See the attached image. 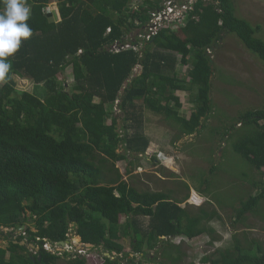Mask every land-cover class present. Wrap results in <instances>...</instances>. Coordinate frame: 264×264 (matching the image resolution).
<instances>
[{"label": "trees", "instance_id": "obj_1", "mask_svg": "<svg viewBox=\"0 0 264 264\" xmlns=\"http://www.w3.org/2000/svg\"><path fill=\"white\" fill-rule=\"evenodd\" d=\"M52 1L26 0L32 36L8 57L12 68L0 81V234L8 243L0 247V264H59L62 256L44 246L67 242L70 233L93 245L90 251L109 253L102 256L104 264L126 259V264H187L189 255L173 241L212 234L209 222L221 217L203 208L190 212L170 193L133 187L117 165L129 160L128 152H148L151 142L140 126L145 109L164 116L183 136L198 134L214 110L209 51L227 32L264 61L259 27L236 16L233 0H197L183 27H164L143 48L137 42L126 49L129 34L152 22L166 0H140L133 10L136 0H57L60 21L48 11ZM181 64L191 66L188 80L177 73ZM70 67L74 85L68 90L60 75ZM138 67L141 74L135 76ZM18 79L33 83L35 91L19 90ZM178 91L190 93V118L181 114ZM119 100L130 123L124 135L109 110ZM239 120L243 127H257L234 150L259 179L253 183L255 195L236 210L238 221L264 202V110L249 111ZM25 225L28 239L15 236ZM127 236L131 252L123 244ZM25 240L39 247V254L20 244ZM153 251L160 262L149 258ZM40 256L41 262L32 259ZM70 263L88 260L78 255ZM200 264H264V250L254 241L245 249L236 240L234 250L203 256Z\"/></svg>", "mask_w": 264, "mask_h": 264}, {"label": "rangeland", "instance_id": "obj_2", "mask_svg": "<svg viewBox=\"0 0 264 264\" xmlns=\"http://www.w3.org/2000/svg\"><path fill=\"white\" fill-rule=\"evenodd\" d=\"M170 1H173V5L167 6L179 13L187 8L184 6L187 2L192 6L194 0H166V4ZM233 2L236 16L247 20L255 29L259 27L257 37L264 41V0H233ZM56 4L57 0H53L49 9L56 10ZM139 4L140 0H136L130 8L136 9ZM173 14H175L173 18L177 17V19L172 20V16L163 15L159 18L158 24L173 26L176 30L178 27H183V21L186 22L184 18L176 16L178 15L176 13ZM153 26L154 17L144 29L129 34L126 46L132 47V43L138 42V46L143 48L154 35ZM222 38L219 44L209 51L214 65L211 92L214 110L208 119L204 120L200 132L193 136H183L180 128L167 121L164 116L145 109L140 126L151 142L150 148L145 155L135 156L128 152L129 160L117 165L123 175V181L145 192L149 190L166 192L178 200H183L191 191V187L201 189L206 194L208 201L203 199L199 201L196 198L193 203L198 204L193 205L188 202L183 206L196 214L199 212V207L204 205L203 210L209 213L216 212L221 219L214 218L209 222L212 234L190 241L183 238H176L173 241L175 245H181L189 255L185 259L187 264H200L203 256H212L217 251L234 250L236 240L245 249L250 248L254 241L264 250V202L257 211L247 214L240 221L237 220L236 210L239 209L240 203L255 195L256 188L253 183L259 179V175L234 150V145L243 135L257 128L239 125V117L249 111L264 110V61L249 51L237 35L226 32ZM190 69V65L182 64L176 68L180 77L186 79ZM139 74L141 67L134 71L135 76ZM60 80L66 84L68 90L73 87L72 67L60 75ZM17 82L19 90L35 91L33 83L20 79ZM177 96L183 106L181 114L190 118L194 108L190 93L178 91ZM138 103L141 105L140 102ZM119 106L115 104L114 107H109V110H112L119 131L124 135L127 132L125 128L130 123L124 119ZM233 125L234 128L231 130ZM132 131L133 129L129 132ZM179 135L183 137L177 139ZM124 151L123 148L119 150L120 153ZM129 170L131 173H128ZM185 185L190 186L189 191L185 189ZM120 220L123 224L127 222L126 217H121ZM142 222L148 224L149 220L142 218ZM25 226L26 229L23 231L16 230L15 236L24 235L28 227ZM29 226L35 231L32 224ZM131 237L133 239L132 235ZM131 237L127 236L123 240L127 252L132 250ZM68 241L69 244L61 247L62 252L58 251L62 253L59 264H72L70 260L78 256L84 248L86 251L82 256L87 258L88 264H104L103 251L87 250L88 247H84L81 239L73 233L69 234ZM7 246V241L0 234V247L6 249ZM56 247H51L50 251H56ZM30 251L34 252L32 249ZM65 252L69 254L68 257L64 255ZM153 254L150 253L149 258L153 259L156 256L157 261L160 262L158 253L153 251ZM139 257L141 259L142 256L134 257L136 263H140ZM127 260H123L122 264H126Z\"/></svg>", "mask_w": 264, "mask_h": 264}, {"label": "clouds", "instance_id": "obj_3", "mask_svg": "<svg viewBox=\"0 0 264 264\" xmlns=\"http://www.w3.org/2000/svg\"><path fill=\"white\" fill-rule=\"evenodd\" d=\"M2 3H3V9L2 11H0V81H5L12 68V65L8 57L12 56L20 49L22 40H27L32 36V29L27 23V21L30 19L31 10L30 7L27 5L26 0H2ZM167 5L168 4H166L165 2L164 6L166 7ZM57 7L58 5L56 4V10L55 9L50 10L48 8V11L54 12L57 16V20L60 21L61 20L60 13ZM136 47L138 48V45ZM129 48L131 47H127L126 49ZM115 104L120 105V100L117 101ZM161 156L164 157L165 155L161 154ZM46 242L47 243L45 244V246L47 244H50L52 248H54L55 246L59 247L58 244H60L57 243L56 245H52L48 241ZM61 243H66V242H61ZM66 245L67 244H65V246ZM65 246L61 245L60 248ZM83 246L90 248L89 246L86 245ZM45 250L47 249L45 248ZM84 250L86 251L85 248ZM51 253L58 254L60 256L62 255V253H58L57 250ZM79 255L82 256V254Z\"/></svg>", "mask_w": 264, "mask_h": 264}, {"label": "built area", "instance_id": "obj_4", "mask_svg": "<svg viewBox=\"0 0 264 264\" xmlns=\"http://www.w3.org/2000/svg\"><path fill=\"white\" fill-rule=\"evenodd\" d=\"M169 4V3H168ZM171 6V5H170ZM170 6H168V7H170ZM174 12V11H173ZM173 12H171V9H169V11L168 12H165V10H163V11H160V12H158V13H156V14H153V17H154V26L152 27L153 29H152V32H153V36H155L156 34H157V32L159 31V30H161L162 28H164V27H167V26H169V25H167V26H163V25H160V24H158L159 23V18H161L163 15H166L167 17L168 16H172V20H175V19H177V17H174L173 18V15H175V14H173ZM176 16H182V15H176ZM157 20V21H156ZM157 25H158V27H157ZM152 38V37H151ZM58 246H59V244H58ZM45 248L47 249V250H49L50 251V248H51V245L50 244H47L46 246H45ZM56 250L57 251H59V252H61V248L60 247H57L56 248ZM83 253H85V250H81L80 251V254H83Z\"/></svg>", "mask_w": 264, "mask_h": 264}, {"label": "crops", "instance_id": "obj_5", "mask_svg": "<svg viewBox=\"0 0 264 264\" xmlns=\"http://www.w3.org/2000/svg\"><path fill=\"white\" fill-rule=\"evenodd\" d=\"M192 192V194L190 195V193ZM199 200V201H202V199L205 201V200H209L207 197H206V194L203 192V190L201 191V189H194L191 187V191L189 192L188 195L185 196V198L182 200V207L183 208H186L184 207L183 205L190 202L191 204L193 205H196L198 203H193V200L196 199ZM192 206V205H191ZM204 206V205H203ZM202 207H199L198 210H200ZM188 209V208H187ZM189 210V209H188ZM190 211V210H189Z\"/></svg>", "mask_w": 264, "mask_h": 264}, {"label": "water", "instance_id": "obj_6", "mask_svg": "<svg viewBox=\"0 0 264 264\" xmlns=\"http://www.w3.org/2000/svg\"><path fill=\"white\" fill-rule=\"evenodd\" d=\"M213 49H214V48H212V50H213ZM0 229H1V227H0ZM25 229H26V226H22L21 228H19V230H21V231H23V230H25ZM4 230H5L6 232H9V231H10V229H7V228H4ZM15 243H18V242H15ZM20 244H21L22 246H27L29 249L34 250V251H35V254H37V253L40 252V248H39V247H36L34 244H30V245H28L27 241H22ZM65 244H69V242L67 241L66 243H62L63 246H65ZM87 246H89L90 248H93V245H87ZM105 256H107V257H111L110 254H105ZM32 259H33L34 261H35V260H38L39 262L42 261V257H41V256H40L38 259H35L34 257H32Z\"/></svg>", "mask_w": 264, "mask_h": 264}, {"label": "flooded vegetation", "instance_id": "obj_7", "mask_svg": "<svg viewBox=\"0 0 264 264\" xmlns=\"http://www.w3.org/2000/svg\"><path fill=\"white\" fill-rule=\"evenodd\" d=\"M180 2H182V1H180ZM197 2V0H194L193 2H192V6H189L190 5V2H187V5L185 4L184 6H186L187 8H185V9H183L181 12H176V10L174 9V8H171V7H168V6H166L165 7V10H168L169 11V9H171V12H173L174 10V12L173 13H176V14H179V15H182V16H184L185 14H188L191 10L193 11V4H195ZM169 4L168 5H173V1H170V2H168ZM160 12V11H159ZM27 235L25 234L24 235V237H26ZM26 239H28V237H26ZM27 241V240H26ZM27 243H28V241H27ZM57 244V243H56ZM56 244H52V245H56ZM28 245H30V244H28ZM62 245V243H60L59 244V247ZM37 254H39V253H37Z\"/></svg>", "mask_w": 264, "mask_h": 264}]
</instances>
